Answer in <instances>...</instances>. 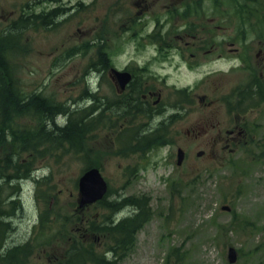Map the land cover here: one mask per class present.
Wrapping results in <instances>:
<instances>
[{"label":"rangeland","instance_id":"rangeland-1","mask_svg":"<svg viewBox=\"0 0 264 264\" xmlns=\"http://www.w3.org/2000/svg\"><path fill=\"white\" fill-rule=\"evenodd\" d=\"M138 1L142 4L136 7ZM245 1L254 8L255 15L242 21L233 0H222L219 10H226V15L212 0H0V30H6L21 16L68 9L56 14L50 23L36 21L24 29L12 63L25 91L41 92L68 107L85 109L86 80L96 75L93 66L97 67L94 63L101 40L108 41L113 54L121 51L119 60H126L133 54L130 39H149L148 35L169 31L168 39L181 36L189 40L182 25L213 20L221 28L212 39L217 40L224 57H203L198 72L182 71L172 77L177 76L182 85L201 82L198 92L219 99L220 117L227 123L230 115L222 98L227 96L231 102L235 91L250 87L254 77L264 73V0ZM192 3L187 17L177 19V12L184 13ZM169 17L173 18L170 25L165 23ZM137 19L144 23L138 26ZM156 20L163 25L157 28ZM174 22L176 27H171ZM196 29L193 31L199 30L196 34L201 38L210 36L206 29ZM233 48H240L243 55L230 52ZM71 49L74 53L70 55ZM242 58L247 61L244 63ZM245 64L247 69L243 68ZM252 104L255 102L249 101ZM250 109L253 122L261 125L264 134V104ZM15 124L16 128L30 130L36 122L25 117ZM256 139L264 147V138L258 135ZM84 142L78 153L67 143L56 148L51 144L37 147V152H32L37 158L29 161L40 181L16 183L11 195L9 181L16 175L9 168H1L11 146H0L2 199L9 201L6 209L14 213L6 220L17 231L11 233L13 237L30 240V257L35 250L37 264H87L83 258L91 249L104 257L105 264H264V156L259 158L258 143L252 144L249 155L242 148L226 157L216 151V162L210 160L211 148L206 142L185 143L193 162L181 168L164 161V151L160 155L153 150L148 160L133 171L139 159L118 158L113 147L99 138L97 129L87 133ZM172 146L175 156L176 145ZM197 150H205V157L194 156ZM105 162L110 184L107 200L132 196L149 202V220L127 239L125 249H119L112 236L91 229L110 212L101 204L83 210L77 206L76 182L82 170L88 164L100 168ZM191 164L201 172L188 171ZM124 167L128 168L126 173ZM194 179L195 186H191ZM230 248L236 251L234 262L229 261ZM172 249L174 253L169 254Z\"/></svg>","mask_w":264,"mask_h":264},{"label":"flooded vegetation","instance_id":"flooded-vegetation-1","mask_svg":"<svg viewBox=\"0 0 264 264\" xmlns=\"http://www.w3.org/2000/svg\"><path fill=\"white\" fill-rule=\"evenodd\" d=\"M141 4L142 1L135 3L136 7ZM54 10H57L56 14L61 11H68V9L55 8L46 12V14ZM35 15L36 18L38 17V22L41 23L42 13H36ZM181 17L185 19L182 11L181 13L177 12L176 18L181 19ZM172 19V17H169L165 23L170 25ZM137 20L138 26L144 23L140 21L141 19ZM156 25L159 28L163 24L156 20ZM171 27H176L175 22ZM181 27L184 29L185 35L191 37L189 40L181 36L168 39L169 31L164 32L162 36L149 39L128 40L131 43L133 54L126 60H119L121 51L113 54L107 44L108 41L101 40L98 45L97 61L94 63L97 67L93 66V74L96 73V75L94 79L89 76L86 80L85 94L87 95L88 104L85 107L86 110L84 109L86 117L83 122L89 123L91 119L97 117L96 129L99 138L113 147L115 155L122 160L139 159L138 166L133 168V171L142 166L143 161L148 160L149 154L153 150H156L160 155L164 151L163 160L168 162L169 165L177 166L173 154L175 149L172 143H174V146L176 145V152L179 149L184 152L183 163L177 166L181 168L185 163L193 162L192 159H189L186 148L181 146L182 142L183 144L206 142V146L211 148L208 156H210V160L215 161L217 160V153L215 152L217 147L221 148L225 157L240 148L246 149L245 152L249 155L252 144L258 143L256 136L259 135L261 139L264 138L261 125L259 126L256 122H253L251 114H249L252 109L248 108L239 113L229 109V107L227 110L230 118L227 123H224L220 117L222 106L219 99L198 92L201 82L182 85L178 82L177 76L172 77L173 73L178 75V72L180 74L182 71L198 72L202 65L200 59L203 57L210 56L214 57L215 60L223 58L225 55L223 51L219 50L220 45L216 44L217 40L212 39L217 29L221 28L213 20L202 24L189 22ZM194 28L206 29L210 36L206 38L207 35H203L206 37L201 38L196 34L199 33V30L195 32L193 31ZM230 44L234 45L232 42ZM230 52L239 56L243 55L240 48H233ZM241 60L244 63L247 61L244 58ZM243 68L247 69V64L243 65ZM215 72L216 70L208 72V74ZM259 73H262V71ZM224 98L228 97L225 96ZM95 100L99 104L98 107L94 104ZM225 105L227 106L226 103ZM203 109L204 112H202ZM259 146L261 149L260 158V156H264V151L262 152L264 147L261 145V141ZM32 152H37V149L28 152L24 150L14 152L17 161L15 162L20 165V173L28 171L31 174L35 170V166H32L31 161H29L32 157L37 158L32 155H36V153ZM197 152H202L201 157H205V150H197L194 156ZM106 165L105 162L98 169L109 186L108 178L105 176ZM188 168L190 169L188 171L193 173L199 174L201 172V168L192 167V164L188 165ZM127 169V167H124L122 171L126 173ZM19 179L16 180V183L20 184L22 178ZM192 181H195V179ZM119 199L127 200L130 198ZM107 202L108 200H103L99 204L107 212H110V215L104 216L101 223L96 228L92 226L91 229L105 236L121 238L116 227L123 220L132 217L135 212L131 207L130 209L109 207ZM88 207L84 209H88ZM124 210H128V212L122 214L121 212ZM119 212V215H115ZM132 235L130 232H126L123 237L127 241ZM14 238L9 243H5L0 264H37V252L35 250L32 257H30V240L27 238L22 240L18 237ZM111 249H115V247ZM17 257L21 261H18Z\"/></svg>","mask_w":264,"mask_h":264},{"label":"trees","instance_id":"trees-1","mask_svg":"<svg viewBox=\"0 0 264 264\" xmlns=\"http://www.w3.org/2000/svg\"><path fill=\"white\" fill-rule=\"evenodd\" d=\"M214 6L219 10L222 7V0H212ZM235 2V9L237 15L240 16L241 20L243 18L249 19L252 15H255L252 9V6L248 7L246 1L241 2V0H233ZM252 1V0H247ZM192 4H188L186 7L183 16L187 17L188 13L191 11L190 8ZM222 15H226V10H219ZM194 12H197V8L194 9ZM57 10H54L50 13H42V24H47L51 20V18L56 15ZM38 22V17L36 15H28L21 16L18 22L12 23L6 30H0V119L2 123L0 124V139L6 137L7 131L12 133L15 136L18 134L12 132V126H14L13 122L15 119H20L24 117H31L34 119V115L39 117V131L37 132V138L35 136V130L26 131L27 133H23L28 135L31 140L28 141L29 148L33 149L39 147L40 145H46L50 143L60 144L61 142L68 143L71 147L76 148L77 143L79 144L85 136V127L82 125V117L73 115L74 112H78L75 110L71 112L70 109L63 106V104L56 103L52 99L44 96L41 92H27L20 84L19 78L16 73V69L14 64L12 63V58L14 56V52L18 49V43L21 37V34L24 29L28 26H32L36 22ZM260 37V35H259ZM98 38H102L98 36ZM255 79L251 82V86L248 88L241 89L233 94V99L231 100V105H229L231 110L235 111H245L243 107L246 108H254L259 105L264 104V80ZM246 92L251 93L250 96H247ZM256 98L259 100L255 102V104L249 105V101H254ZM248 101V104L246 103ZM241 107V108H240ZM58 111H62L66 113L67 116V124L64 127H60L56 134L57 137L50 136L51 132H47L46 121L48 119H54ZM79 114V113H78ZM75 117V118H74ZM80 118V120L78 119ZM11 143H14L12 137ZM37 140V144H36ZM22 149V147L20 148ZM78 148L75 149V151ZM256 152V151H253ZM16 171L19 173V168H16ZM1 173V171H0ZM26 175V174H24ZM27 176V175H26ZM0 186V211L3 206L4 200L2 199ZM133 199H127L126 201L132 202ZM134 203H136L139 207H141V211L134 214L127 220H123L120 225L116 227L118 233L121 235V238L117 239V246L121 249H124V245L126 243L123 235L126 232H130L134 235L135 232H138L144 225V223L150 217L149 205L148 201L145 198L134 199ZM148 212V213H146ZM8 213V212H5ZM146 213V214H145ZM7 226V225H5ZM174 249L170 251L169 254H173ZM87 257V264H105L106 260L102 255H97L92 249L86 250L85 252ZM86 260H83V262ZM86 261V262H87ZM84 264V263H83Z\"/></svg>","mask_w":264,"mask_h":264},{"label":"bare ground","instance_id":"bare-ground-1","mask_svg":"<svg viewBox=\"0 0 264 264\" xmlns=\"http://www.w3.org/2000/svg\"><path fill=\"white\" fill-rule=\"evenodd\" d=\"M163 35V33H161V34H158V33H156V34H154V36H151V35H148L149 37H151V38H153V37H158V36H162ZM99 49V48H98ZM69 53H70V55L72 54V53H74V49H71V50H69ZM250 72H252V74L253 75H256L255 74V72H253L252 70H250ZM264 73H259L257 76H258V78L257 79H260V80H262V78L261 77H264V75H263ZM255 79V78H254ZM253 79V80H254ZM252 80V81H253ZM236 92V91H235ZM234 92V93H235ZM37 93H40V92H37ZM246 94H247V96H250V94L251 93H249V92H246ZM45 96V95H44ZM222 100H224V101H226V104H227V106H228V108H229V105H231L232 106V104L229 102V98H222ZM259 99L258 98H256L255 100H254V102H257ZM56 102V101H55ZM56 103H59V102H56ZM59 104H62V103H59ZM94 104L98 107L99 106V104H98V102L95 100L94 101ZM63 106L64 107H66V108H68V109H70V111L71 112H74L75 110H77L78 112H74L73 113V115H78V113H84V116H82V120H81V122H82V125H83V127H85V136L87 135V133H91L92 132V130L93 129H96L97 128V122H96V118L97 117H95L94 119H91V121L89 122V123H84L83 122V120L85 119V117H86V115H85V111H84V109H79V108H72V107H68V106H66V105H64L63 104ZM241 108V107H240ZM255 108V107H254ZM230 109V108H229ZM243 109L244 110H246V109H248V108H246V107H243ZM233 111H235V110H233ZM235 112H239V113H241L240 111H235ZM243 112V111H242ZM95 115H97V114H95ZM26 118H31V117H26ZM75 118V117H74ZM22 119H25V117L24 118H20V119H15L14 120V122H13V124H14V126H12V132L13 133H16V134H18V133H20V132H23V133H27L26 131H31V130H35V136H36V138H37V132L39 131V117L38 116H36V115H34V119H31V120H33V121H35L36 122V124H34L35 126H33V128L32 129H30V130H27V129H25V128H16V122L17 121H20V120H22ZM79 120H80V118H78ZM2 123V120L0 119V124ZM46 125H47V127H46V131L48 132H51V135L50 136H54V137H57L58 136V134H56V131L60 128V127H64L66 124H67V116H66V113H63L62 111H58L57 112V114H56V116L54 117V119H48L47 121H46ZM16 129H15V128ZM23 133H20L18 136H15V135H13L12 133H10V132H8L7 131V133H6V137L5 138H3V139H0V146H2V147H4V146H6V145H10L11 146V149H10V151L9 152H7V154H6V156H5V159H4V162H3V164H4V166H2L1 168H4V169H8L9 168V170H12V172L14 173V175H16V177H15V179H11L10 181H9V187L11 188V190H12V192H10V194L9 195H11L13 192H15V185H16V180H20L19 178L21 177L22 178V182L24 181V180H32V181H36L37 183L40 181V179L39 178H37V169H35L31 174H29V172L28 171H25L24 173H20V170H19V173L16 171V168L18 167L19 169H20V165L17 163L16 164V162H14V160H16L15 159V154H14V152L15 151H34L35 149H37V145H36V147L35 148H33V149H31V148H29V145H28V141H30L31 140V138L28 136V135H26V134H23ZM1 135V134H0ZM85 136L83 137V139H82V141H80V143L78 144L77 143V145L75 146L76 148H78L76 151H75V149L76 148H74V147H71L68 143V145L71 147H69L68 145V147L70 148V149H72L73 151H75V153H78V152H80L82 149H83V147H84V144H85ZM10 137H12L13 138V140H14V143L15 144H12L11 143V138ZM36 144H37V140H36ZM51 144V146L52 147H57V146H64V144H66V143H64V142H61L59 145H57V144H54V143H50ZM198 144V143H197ZM181 146L183 147V148H186V145H183V143L181 144ZM22 147V149H20ZM179 151L180 152H182L183 153V158H182V160H181V162H180V164L178 163V153H179ZM213 151H214V149H213ZM216 151H222L221 150V148H219V147H217V148H215V152ZM200 154V155H199ZM203 154H202V152H197V154H196V157H201ZM232 154H228V156H231ZM175 157H176V164H177V166H180L182 163H183V160H184V152H183V150H181V149H179V150H177V152H176V154H175ZM201 158H203V157H201ZM1 168H0V171H1ZM91 169H96V170H98V172H99V174L101 175V177L103 178V180L105 181V183H106V185H107V191H106V193H105V195L102 197V199H100V200H98V201H96V202H94V203H91V204H87V205H85V206H83V207H79V190H78V180H79V178L85 173V172H87V171H89V170H91ZM35 173H36V176H35ZM24 174H26V175H24ZM0 178H1V173H0ZM44 178V177H43ZM42 178V179H43ZM195 183H196V181H192L191 180V182H190V185L191 186H195ZM76 185H77V190H78V198H77V206H78V209H80V210H83L84 208H86V207H88V206H91V205H94V204H99V202H101V201H103V200H107V197H108V195H109V186H108V184H107V180L103 177V175L101 174V172L99 171V169H98V167H94V166H91V165H87L83 170H82V172H81V174H80V176L78 177V179H77V182H76ZM13 197V196H12ZM130 199H139L140 200V198H137V197H132V196H130L129 197ZM4 200V199H3ZM126 199H112V200H108V202H107V206H109V207H122V208H126V209H130V207L133 209V212H135L134 214H136V213H138L139 211H141V207H139L136 203H134L135 201H133L132 200V202H128V201H125ZM13 202H11V204L12 205H14V200H12ZM126 202H128L129 204H127ZM7 207H9V201H5L4 200V203H3V208L1 209V211H0V262H2V253H3V249H4V246H5V243H9L10 241H12V240H14L15 238L12 236V234L11 233H13V234H16V230H15V228H13V227H11L10 225H9V222L6 220V216L7 217H12L13 215H14V213H12V210H10V208H8V209H6ZM5 212H8V213H5ZM146 213H148V212H146ZM145 213V214H146ZM44 215L43 214H41L39 217V221H40V224H41V221H42V217H43ZM149 220V219H148ZM147 220V221H148ZM146 221V222H147ZM145 222V223H146ZM5 225H7V226H5ZM17 260L18 261H21L20 259H19V257H17ZM19 263V262H18Z\"/></svg>","mask_w":264,"mask_h":264},{"label":"water","instance_id":"water-1","mask_svg":"<svg viewBox=\"0 0 264 264\" xmlns=\"http://www.w3.org/2000/svg\"><path fill=\"white\" fill-rule=\"evenodd\" d=\"M200 155V154H199ZM183 158V153H178V163L180 164ZM79 190V207H83L87 204L94 203L105 195L107 191V185L98 170L91 169L85 172L78 180ZM228 210L229 208L224 207ZM236 260V252L233 248L229 249V261L234 262Z\"/></svg>","mask_w":264,"mask_h":264}]
</instances>
